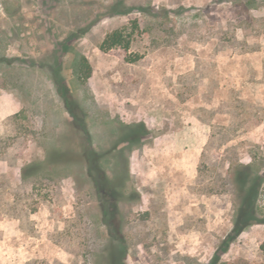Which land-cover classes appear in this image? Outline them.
I'll use <instances>...</instances> for the list:
<instances>
[{"label":"rangeland","instance_id":"obj_1","mask_svg":"<svg viewBox=\"0 0 264 264\" xmlns=\"http://www.w3.org/2000/svg\"><path fill=\"white\" fill-rule=\"evenodd\" d=\"M121 29L131 48L103 51ZM0 59V264H112L83 127L121 174L124 264H264V185L233 234L235 169L264 172V0H0Z\"/></svg>","mask_w":264,"mask_h":264},{"label":"trees","instance_id":"obj_2","mask_svg":"<svg viewBox=\"0 0 264 264\" xmlns=\"http://www.w3.org/2000/svg\"><path fill=\"white\" fill-rule=\"evenodd\" d=\"M250 2L256 3L257 0H250ZM113 10L116 14H128L132 12L133 9L127 7L126 3L121 1L113 7ZM137 28H139V24L138 22H135L134 30ZM132 42V35L126 33L124 29H121L109 34L104 40L101 48L103 51H110L116 47L129 50ZM137 58L129 57V60L134 63L138 61ZM7 60L8 59H0V63L7 62ZM50 72L53 75L59 94L64 99L70 113H72L73 117H75V123H83L80 122L79 112L74 101L71 99L69 89L62 76L60 67L58 65H51ZM75 74L79 82L82 84H86L92 77L93 67L85 56L79 59L75 69ZM81 134L86 137L84 139L85 143H82L81 150L83 161L88 167L90 177L93 180L95 188L100 196L104 220L112 237L113 248H115L111 255L112 264H115V262L117 264H124L123 259L126 257L127 248L120 235V226L117 225L115 221L117 218L116 202L120 200V194H122L120 190L121 174H118L115 178L110 179L105 174L104 168L102 167L103 154L93 149L90 134L86 127H83V132ZM139 134H145L143 126L130 129L128 133H124V135H127L126 137L128 139L131 138V140L129 139L131 143L140 139ZM59 158L60 156L57 152L51 154L50 163L56 162ZM233 185L236 196L240 201L236 225L233 229V234L235 233L238 235L252 224L260 222L258 217V200L261 189L264 185V172L257 170L254 164L245 165L241 168L235 169L233 175ZM262 249L264 250V244L262 245Z\"/></svg>","mask_w":264,"mask_h":264}]
</instances>
